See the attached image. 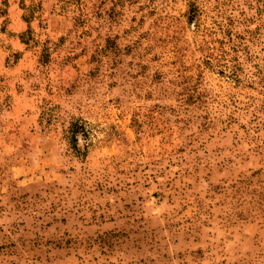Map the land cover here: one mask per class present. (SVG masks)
<instances>
[{"label":"rangeland","instance_id":"rangeland-1","mask_svg":"<svg viewBox=\"0 0 264 264\" xmlns=\"http://www.w3.org/2000/svg\"><path fill=\"white\" fill-rule=\"evenodd\" d=\"M0 264H264V0H0Z\"/></svg>","mask_w":264,"mask_h":264},{"label":"trees","instance_id":"trees-1","mask_svg":"<svg viewBox=\"0 0 264 264\" xmlns=\"http://www.w3.org/2000/svg\"><path fill=\"white\" fill-rule=\"evenodd\" d=\"M72 131H73V135H72V138H73V146L75 148H77L78 147V145H77V132L80 131V127L78 125H75L73 127Z\"/></svg>","mask_w":264,"mask_h":264}]
</instances>
